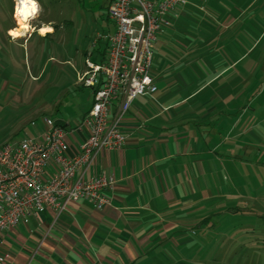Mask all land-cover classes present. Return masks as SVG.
<instances>
[{
	"label": "crops",
	"instance_id": "crops-1",
	"mask_svg": "<svg viewBox=\"0 0 264 264\" xmlns=\"http://www.w3.org/2000/svg\"><path fill=\"white\" fill-rule=\"evenodd\" d=\"M183 3L190 8L170 11L171 25L154 42L156 90L132 99L121 122L123 147L99 151L86 171V177L104 172L115 179L106 192L110 204L96 208L81 199L59 214H32L1 235V264H183L189 229L214 214L264 205V185L239 176L264 153L262 104L252 103L251 88L264 58L249 56L258 45L252 30L264 22V0ZM191 10L203 16L192 26L186 22ZM48 28L38 26L39 36H50ZM92 50L88 55L98 61ZM90 104L73 124L58 119L77 127ZM86 133L82 125L70 136L74 151Z\"/></svg>",
	"mask_w": 264,
	"mask_h": 264
},
{
	"label": "rangeland",
	"instance_id": "rangeland-1",
	"mask_svg": "<svg viewBox=\"0 0 264 264\" xmlns=\"http://www.w3.org/2000/svg\"><path fill=\"white\" fill-rule=\"evenodd\" d=\"M36 2L39 9L28 20L29 30L17 36L13 35L18 28L16 0H0V144L26 132L32 134L44 115L71 124L80 118L90 104L89 89L76 82L81 54L86 57L93 52L100 32L113 30L107 16L108 0ZM180 4L172 11L190 8L188 4L187 7ZM188 15L186 22L191 26L195 18H203L196 10ZM41 25H50L52 34L40 37L38 26ZM252 31L258 45L249 56L260 54L264 58V22L255 24ZM241 48L238 52L243 51ZM67 57L70 61L63 62ZM260 70L251 81V88L254 87L252 95L256 96L252 103L262 104V111L256 113L261 117L264 116V60ZM262 155L254 158L251 168L242 169L243 175L239 174L244 180L251 178L252 186L264 185ZM187 237L188 255L183 257V264H264V205L256 201L249 207L211 215L200 228L189 229Z\"/></svg>",
	"mask_w": 264,
	"mask_h": 264
},
{
	"label": "built area",
	"instance_id": "built-area-1",
	"mask_svg": "<svg viewBox=\"0 0 264 264\" xmlns=\"http://www.w3.org/2000/svg\"><path fill=\"white\" fill-rule=\"evenodd\" d=\"M183 2L108 0L113 30L98 36L106 43L105 56L95 61L87 55L84 70L77 73V81L93 95L81 124L61 125L58 118L44 115L32 134L0 144V238L46 209L59 214L81 199L96 208L110 204L106 192L115 179L104 172L86 177V171L99 151L123 147L121 122L132 99L151 97L156 90L150 74L154 42L159 31L171 25L168 13ZM117 98L120 102L113 108ZM82 125L87 133L74 151L69 138ZM3 261L0 255V264Z\"/></svg>",
	"mask_w": 264,
	"mask_h": 264
},
{
	"label": "bare ground",
	"instance_id": "bare-ground-1",
	"mask_svg": "<svg viewBox=\"0 0 264 264\" xmlns=\"http://www.w3.org/2000/svg\"><path fill=\"white\" fill-rule=\"evenodd\" d=\"M23 8L25 9L24 13H18V9ZM16 16L19 18V28L15 32L18 33V35H21L25 30L28 29V20L35 16V14H29L31 12L30 8H28L26 2L24 0H16ZM26 17V18H25ZM43 31V30H42Z\"/></svg>",
	"mask_w": 264,
	"mask_h": 264
},
{
	"label": "trees",
	"instance_id": "trees-1",
	"mask_svg": "<svg viewBox=\"0 0 264 264\" xmlns=\"http://www.w3.org/2000/svg\"><path fill=\"white\" fill-rule=\"evenodd\" d=\"M94 46L95 48L93 49L97 51L98 55H100V59L98 61L103 60L107 49L105 41L101 40L100 38H97ZM58 123L64 125L62 121H58Z\"/></svg>",
	"mask_w": 264,
	"mask_h": 264
},
{
	"label": "snow or ice",
	"instance_id": "snow-or-ice-1",
	"mask_svg": "<svg viewBox=\"0 0 264 264\" xmlns=\"http://www.w3.org/2000/svg\"><path fill=\"white\" fill-rule=\"evenodd\" d=\"M26 2L28 8H30L31 12L34 11V5L32 4V0H24ZM25 9L20 8L18 9V13H24ZM31 12L29 14H31ZM45 31H48V29H45ZM17 33H13V35H16Z\"/></svg>",
	"mask_w": 264,
	"mask_h": 264
},
{
	"label": "clouds",
	"instance_id": "clouds-1",
	"mask_svg": "<svg viewBox=\"0 0 264 264\" xmlns=\"http://www.w3.org/2000/svg\"><path fill=\"white\" fill-rule=\"evenodd\" d=\"M32 4L34 5V11L33 12H31V14H35L37 11H38V9H39V6H38V4H37V2H36V0H32ZM26 18V17H25ZM53 29H51V28H48V31L50 32V31H52Z\"/></svg>",
	"mask_w": 264,
	"mask_h": 264
}]
</instances>
